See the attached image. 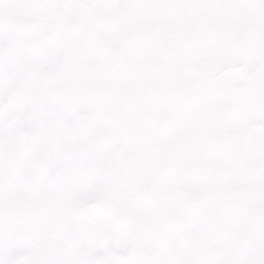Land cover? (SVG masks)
<instances>
[{"label": "snow or ice", "instance_id": "1", "mask_svg": "<svg viewBox=\"0 0 264 264\" xmlns=\"http://www.w3.org/2000/svg\"><path fill=\"white\" fill-rule=\"evenodd\" d=\"M0 264H264V0H0Z\"/></svg>", "mask_w": 264, "mask_h": 264}]
</instances>
